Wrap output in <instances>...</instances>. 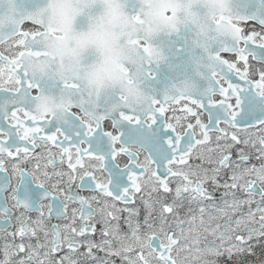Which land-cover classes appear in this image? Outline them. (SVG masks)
<instances>
[{"label":"snow or ice","instance_id":"6c2138e0","mask_svg":"<svg viewBox=\"0 0 264 264\" xmlns=\"http://www.w3.org/2000/svg\"><path fill=\"white\" fill-rule=\"evenodd\" d=\"M203 6L190 45L166 30L188 60L153 33L104 91L61 73L46 5L0 19V264H264V0Z\"/></svg>","mask_w":264,"mask_h":264},{"label":"flooded vegetation","instance_id":"af4514ba","mask_svg":"<svg viewBox=\"0 0 264 264\" xmlns=\"http://www.w3.org/2000/svg\"><path fill=\"white\" fill-rule=\"evenodd\" d=\"M192 0H120L118 11L110 13L108 8L102 10L91 6L84 14L82 6H73V76L88 83L98 91L120 87L128 79L125 74V62L129 60L128 51L131 44L143 37L154 35L151 45L162 50L173 64L180 59L188 60V50L181 57L174 56L176 44L184 45L183 39L166 33L174 24L180 27V35L187 37L189 45L194 36L184 28V21L191 20L204 7H196ZM91 35L94 39L87 43L81 37ZM4 46H1V49ZM157 79L163 80L167 68L161 64L157 68ZM193 69H190V71ZM175 76L166 83L175 81ZM150 82L138 87H130L129 95H141L149 91Z\"/></svg>","mask_w":264,"mask_h":264},{"label":"water","instance_id":"95a60500","mask_svg":"<svg viewBox=\"0 0 264 264\" xmlns=\"http://www.w3.org/2000/svg\"><path fill=\"white\" fill-rule=\"evenodd\" d=\"M73 1L86 0H36L39 5H46L43 12L50 21L52 29L61 32L55 35L57 47L54 49L55 55L63 61L66 67L73 69ZM104 3H116L117 0H98ZM111 2V3H110ZM26 0H0V19H6L15 7L23 10ZM88 11L84 10V14ZM54 102H59V98H54Z\"/></svg>","mask_w":264,"mask_h":264},{"label":"rangeland","instance_id":"374dc122","mask_svg":"<svg viewBox=\"0 0 264 264\" xmlns=\"http://www.w3.org/2000/svg\"><path fill=\"white\" fill-rule=\"evenodd\" d=\"M8 47L10 48L11 51L14 50V49H12V47H11V42H9Z\"/></svg>","mask_w":264,"mask_h":264}]
</instances>
